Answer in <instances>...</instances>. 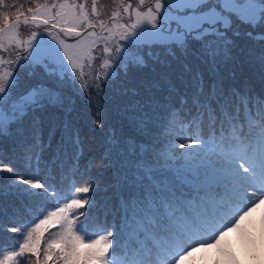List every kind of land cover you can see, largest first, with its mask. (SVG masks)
<instances>
[{"label": "snow or ice", "instance_id": "1", "mask_svg": "<svg viewBox=\"0 0 264 264\" xmlns=\"http://www.w3.org/2000/svg\"><path fill=\"white\" fill-rule=\"evenodd\" d=\"M114 3L119 12H108L107 8L101 11V0H0V198L26 196L39 210L35 220L21 225L11 222L17 208L7 213L0 207V233L20 234L13 238L16 242L11 248L0 243V264H199L204 258L193 260L197 251L210 252L208 259L213 264H264V215L258 222L253 218L257 209L264 206V128L258 133H242L243 139L233 133L226 140L222 128L219 132L212 128L210 139L188 135L187 146L179 144L188 150L179 155L172 154L176 145L169 141V147L158 154V159L166 167L179 163L178 170L192 173L193 179L185 181L190 193L181 191L178 196L166 184L161 189V183H157V189L168 194L154 198L149 193L143 216L134 209L131 218L126 216L119 227L115 223L105 227V213L103 220L97 218L98 230L89 228L91 209L97 206V201L88 194L107 191V187L102 188L95 177L88 179L96 161H88L81 168L84 152L79 130L69 121L63 125L61 139L75 148L71 165L65 170L67 152L61 158L58 151L52 163L59 168V176L52 165H48V181L53 182L46 183L38 175L43 161L39 120L35 114L49 106L71 112L75 98L69 91L76 95L83 93L93 105L96 126L103 129L106 112L102 103L92 100V94L103 97V90L121 72L126 74L121 52L142 22L150 25L153 32L163 36L167 32L175 37L169 40L164 36V40L155 43L169 49L174 43L186 50L187 38L191 37L214 59L218 53L213 45L217 41H224L226 51L233 43L221 31V25L228 27L225 13L244 11L241 0H165V3L155 0L154 9L149 7L147 11H141L147 0H138L135 8L129 0H114ZM257 3L259 19H264V0H244V7H254ZM218 5L224 7L217 10ZM161 9H165L163 18H160ZM125 14L127 20L120 23ZM250 22L255 24L259 20L253 15ZM172 24L176 25L174 32ZM233 35L238 36L239 32ZM247 35L251 37L252 33ZM109 38L115 41L111 46ZM101 39L103 44L98 42ZM105 54L108 59H104ZM139 63L144 64L142 58ZM133 94H137L135 90ZM242 100L247 108L248 98ZM192 102L198 111L201 107L212 111L209 104H200L198 96ZM186 103L182 98L179 110L183 111ZM164 109L166 112L161 115L155 108L136 102L125 112L129 123L137 129L145 131L153 126L158 135L167 139L169 119L178 109L171 104ZM202 118L200 112V117L193 116L190 123L198 129ZM5 138L12 142V153L18 152L25 168L33 169L35 174L25 176L4 162L8 155L2 143ZM105 142L108 149L101 157L104 161L101 172L117 166L112 154L114 150L122 151L113 130H109ZM193 148L197 150L191 151ZM132 167L152 178L154 169L141 164ZM76 173L87 181L72 188L82 198L62 197L61 185L65 180L75 181ZM131 175L130 180L126 171H118L117 182L135 183L142 179L136 171ZM4 180L7 185L2 183ZM41 195L43 198L38 199ZM188 195L193 198L184 199ZM147 224L163 226L156 233H148ZM124 229L128 230L127 245L118 238ZM141 233L152 238V242L146 251L134 254L130 247L133 239L138 246L147 243L140 241ZM229 233L236 234L238 244L222 243ZM117 256L124 259L117 260Z\"/></svg>", "mask_w": 264, "mask_h": 264}, {"label": "trees", "instance_id": "2", "mask_svg": "<svg viewBox=\"0 0 264 264\" xmlns=\"http://www.w3.org/2000/svg\"><path fill=\"white\" fill-rule=\"evenodd\" d=\"M10 11L14 10L10 9ZM249 38H251L249 35L244 34L241 40L230 48V53L227 56L218 53L214 59L208 57L201 49L200 42L191 37L187 41L186 50H182L175 44H172L169 49L167 46H161L155 42L130 45L136 52V56L124 64L126 74L121 72L119 78L103 90V97L92 94V100L102 103L106 112L103 129L95 124L93 105L89 103L87 95L76 97L71 112H65L60 107L49 106L35 114L39 120L38 135L43 161L38 175L43 177L46 183L53 182L48 181V165H52L53 171L57 177L59 176V168L52 163L58 151L61 158L64 157L65 151L67 152L65 170L71 165L75 148L71 143L66 140L62 142L61 139L63 125L65 121H69L75 129L79 130L84 152L80 161L81 168L88 161H96L88 174V179L95 177L96 183L102 188L107 187V191L88 194L94 196L97 201V206L91 209L92 221L89 228L92 231L98 230L97 218L103 220L105 213H107L105 227L112 226L113 223L119 227L122 226L126 216L131 218L134 209L143 216L149 193L154 198L160 194H168L166 191L157 190L154 184H145L144 189L146 188L147 191L143 190L141 191L143 194H141V192H134L136 190L133 188L134 184L129 185L127 181L117 182V173L121 170L126 171L129 178H132L130 174L133 171L138 172L141 176L143 171L133 168V165L141 164L143 167L148 166L154 170H161V176L164 179L156 178V182L161 183V189L166 184L178 196L181 191L190 193L189 185L179 182L181 181L180 174L173 173L171 168L166 171L162 159H158L152 165H148L142 160L152 159L155 157V151L167 149L169 141L172 139H177L184 144H187L185 137L188 135H198L204 139H210L212 128H215L217 132L222 128L226 140L233 133L243 139L242 133H258L264 128V103H261L264 102V59H261V54H264V41L255 42ZM148 55L152 58L151 61L148 59ZM167 55H171L172 58H168ZM140 58L144 61L143 65L139 63ZM114 82L122 83L124 89L115 88ZM214 89L215 92H213ZM124 90H127L126 95L123 94ZM133 90L137 94L134 95ZM197 96L201 105L207 103L211 106V112L203 107L199 111L197 110V106L192 102L193 97ZM243 97L248 98L247 108L242 100ZM182 98L187 101L183 111L179 110ZM136 102L149 108H155L161 115L166 112L165 105L171 104L178 109L169 119L167 139L158 135V130L153 126L142 131L129 123L125 110ZM200 112H203V118L197 129L190 122L193 116L199 118ZM213 117H215L214 124L212 123ZM26 123L30 124V121L26 120ZM110 129L118 138L119 148L122 151L119 153L113 151L112 158L116 161L117 166L109 167L101 172L104 162L101 157L108 149L105 141ZM29 142H32L31 136H29ZM2 143L8 153L4 158L5 163L12 164L18 172L25 176L35 174L33 169L25 168L18 152L12 153L11 141L5 138ZM180 143L176 147H179ZM141 146L144 148L142 149ZM143 176L146 178L145 175ZM85 183L87 181L79 173H76L75 181L70 183L69 180H65L61 185L62 197L73 195L76 198H82V195L72 192V188ZM104 183L106 185H102ZM145 183L147 182L145 181ZM42 198V195L38 197V199ZM192 198L191 195L184 197V199ZM0 207L7 213H12L13 208H17L18 212L11 222L21 225L30 224L39 214L35 202L26 196L6 195L0 198ZM146 226L148 231L156 233L163 224L157 227L151 224ZM127 232L128 230L124 229L121 236L118 237L123 239L126 245L129 243ZM19 235V233H0V243L11 248L16 242L13 238L19 237ZM139 239L142 242L147 241V243L138 246L136 240L133 239L130 247L134 249V254L146 251L152 242V238L145 233H141ZM222 243L227 245L231 244V241L226 236ZM203 253L208 264H213V261L208 259L211 253ZM127 255L128 251L126 250L125 256ZM116 259L122 260L124 257L117 256Z\"/></svg>", "mask_w": 264, "mask_h": 264}, {"label": "rangeland", "instance_id": "3", "mask_svg": "<svg viewBox=\"0 0 264 264\" xmlns=\"http://www.w3.org/2000/svg\"><path fill=\"white\" fill-rule=\"evenodd\" d=\"M129 2H131L133 4V7H138V0H129ZM154 3L155 0H147L146 5L141 8V11H147V8L152 7L154 9ZM161 3H165V0H161ZM101 11H104L105 8H107L108 12H119L120 8L114 3V0H101ZM223 5H218L217 6V10H219L220 8H223ZM241 7L244 9L243 13H237V12H232V13H225V16L227 17V24L228 27L225 29L223 25H221V31L225 32V36L227 37V39L231 40L233 43L230 44L228 46L227 51L224 49L223 44L224 41H217L214 45L213 48L217 51V53H219L222 56H227V54L230 53V48L233 47L234 45H236L241 38L243 37L244 34H248V33H252L251 38L249 39H253L255 42H261L262 40L264 41V39H261L260 37L264 36V19H259V13H258V8L260 7L259 3H257L254 7H244V0H241ZM165 13V9H161L160 12V18H163ZM253 15H256L259 22L258 23H253L250 22L251 18ZM127 20V16L125 14L124 19L120 20V23H124ZM128 23H131V21H127ZM173 32L175 31L176 25L172 24L171 25ZM235 32H239L238 36L233 35V33ZM105 35H107V33H105ZM165 37H167L169 40H173L175 37L172 36L170 33H165L164 34ZM162 34L160 33H156L153 32V30L151 29L150 25H147L146 22H142L137 29H135V31L132 33V35L129 37V40L125 42L126 47L124 48V50L121 52V55L124 57V64H126L128 61H130L131 59H133L136 56V52H134V50L132 49L133 47L130 46L132 44H140V43H153L155 41L158 40H164V37ZM190 37L187 38V41ZM24 39H27V36L24 37ZM208 39H213L212 37H208ZM70 43L73 41H69ZM99 43L103 44L104 41L101 39L98 41ZM113 43H115L114 40H112L111 38H109L108 40V45L111 46ZM174 44V43H173ZM201 49L209 56V53L206 49L202 48ZM147 54V53H146ZM93 55H96V53H94ZM218 55V54H217ZM216 56V55H215ZM168 58H172L171 55H167ZM104 59H108L107 54L104 55ZM148 59L151 61L152 58L148 55ZM113 64H115V62H113ZM89 69L86 67L85 68V72H88ZM106 71H111V69H106ZM33 83L35 81H32ZM115 83V88L120 89L123 88L122 87V83ZM128 86V85H127ZM124 89V88H123ZM70 95H73L76 101V97L77 96H84L86 94L81 93L80 95H76L75 92H71L69 91ZM171 143L174 145H177L178 143H180L179 140L177 139H172ZM187 146V144H185ZM188 150L187 147L186 148H180V147H175L172 150V154L173 155H179L180 153L184 152ZM196 148L191 149V151H196ZM162 150H158L155 151V157L152 159H144L142 160V162H145L148 165H152L155 164L156 161H158V154L161 152ZM104 163V162H103ZM102 163V164H103ZM171 163V162H170ZM146 168H149L148 166H145ZM151 168V167H150ZM171 168V170H173V173L176 172V174H180V180L179 182L184 183L186 180H192L193 179V175L190 171L187 170H178L180 168L179 163H176L175 166L173 167H165L166 171H168V169ZM153 169V168H152ZM163 170V169H162ZM178 170V171H177ZM161 170H154L151 173V179H149V177L147 175H145V173L143 172L141 174L140 177H142L141 180L135 182V183H129V185H133V188L136 189L134 192H141L143 190L147 191V189H144V185L145 184H154L155 186L157 185L156 183V178L157 177H161L164 179V177L161 176ZM3 175H7V174H3ZM131 175V174H130ZM146 176V178H144V176ZM178 177V176H177ZM130 180L132 178H129ZM145 181L147 183H145ZM164 181V180H163ZM2 183H4L5 185H7V181L4 180L2 181ZM102 185H106L105 183ZM157 188V187H156ZM158 190V189H157ZM141 194H143L141 192ZM143 205H145L143 203ZM262 207V206H261ZM141 208V206H140ZM145 209H147L146 205L144 206ZM261 208L257 209V212L254 214V219L258 222L260 219L259 213H260ZM231 233H229L228 237L232 243H235V240L232 239ZM199 254H202V257L204 259L199 261V264H204V260H205V255L203 252H199L197 251L194 254L193 260H195L197 257H200Z\"/></svg>", "mask_w": 264, "mask_h": 264}, {"label": "bare ground", "instance_id": "4", "mask_svg": "<svg viewBox=\"0 0 264 264\" xmlns=\"http://www.w3.org/2000/svg\"><path fill=\"white\" fill-rule=\"evenodd\" d=\"M264 215V206L261 207L259 216ZM200 257H202V254H199Z\"/></svg>", "mask_w": 264, "mask_h": 264}, {"label": "water", "instance_id": "5", "mask_svg": "<svg viewBox=\"0 0 264 264\" xmlns=\"http://www.w3.org/2000/svg\"><path fill=\"white\" fill-rule=\"evenodd\" d=\"M232 239L235 240V243L238 244L237 239L235 238V235L233 233L230 234Z\"/></svg>", "mask_w": 264, "mask_h": 264}]
</instances>
